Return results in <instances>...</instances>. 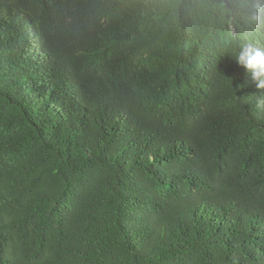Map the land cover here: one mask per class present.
I'll return each instance as SVG.
<instances>
[{
  "label": "trees",
  "instance_id": "trees-1",
  "mask_svg": "<svg viewBox=\"0 0 264 264\" xmlns=\"http://www.w3.org/2000/svg\"><path fill=\"white\" fill-rule=\"evenodd\" d=\"M235 2L0 0V264H264Z\"/></svg>",
  "mask_w": 264,
  "mask_h": 264
},
{
  "label": "clouds",
  "instance_id": "clouds-1",
  "mask_svg": "<svg viewBox=\"0 0 264 264\" xmlns=\"http://www.w3.org/2000/svg\"><path fill=\"white\" fill-rule=\"evenodd\" d=\"M222 16H239L246 24L258 25L264 28V0H236L233 9H226L223 5ZM236 61L252 73V78L260 89H264V49L251 44L242 47L236 53ZM258 108H264V100L257 102Z\"/></svg>",
  "mask_w": 264,
  "mask_h": 264
}]
</instances>
